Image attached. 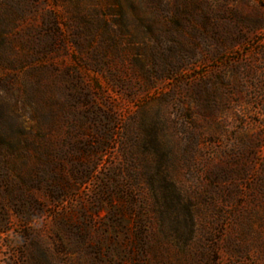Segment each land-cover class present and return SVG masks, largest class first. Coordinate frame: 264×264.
I'll list each match as a JSON object with an SVG mask.
<instances>
[{"label":"rangeland","instance_id":"rangeland-1","mask_svg":"<svg viewBox=\"0 0 264 264\" xmlns=\"http://www.w3.org/2000/svg\"><path fill=\"white\" fill-rule=\"evenodd\" d=\"M0 264H264V0H0Z\"/></svg>","mask_w":264,"mask_h":264}]
</instances>
